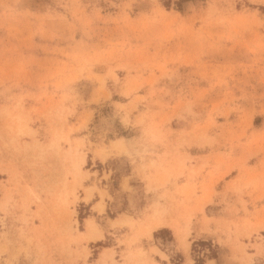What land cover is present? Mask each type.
<instances>
[{
    "label": "rangeland",
    "instance_id": "374dc122",
    "mask_svg": "<svg viewBox=\"0 0 264 264\" xmlns=\"http://www.w3.org/2000/svg\"><path fill=\"white\" fill-rule=\"evenodd\" d=\"M207 203L251 264L264 0H0V264H171L139 240L155 221L203 264Z\"/></svg>",
    "mask_w": 264,
    "mask_h": 264
},
{
    "label": "crops",
    "instance_id": "0c3cea01",
    "mask_svg": "<svg viewBox=\"0 0 264 264\" xmlns=\"http://www.w3.org/2000/svg\"><path fill=\"white\" fill-rule=\"evenodd\" d=\"M130 182H128L129 184ZM162 190L159 189V192ZM110 193V192H109ZM110 195H112L110 193ZM94 199V200H93ZM90 205L89 210L92 209V207L99 201V196L98 193H93V196L89 199ZM88 201V202H89ZM161 201V200H160ZM86 202V203H88ZM105 202V207H107V204L109 202L108 199L104 198ZM217 204V203H216ZM210 203L205 204L204 210H205V217L208 219L206 223L202 222L201 218H199V221L192 225L189 238L188 240L190 241L189 244V250L191 248V245L193 241L195 240H211L213 243L217 246V251H216V256L214 257H209L206 256L203 260V264H206L209 260L212 261L211 264H243L241 261H239L237 258L234 257V255H237L236 253L238 251H233V246L237 242H243V243H248L247 238L237 236L235 238V233L233 232V225L227 223L224 219L225 216H222L220 214V211L217 210H210L211 212H206V208L210 206ZM220 205V204H218ZM218 207V206H217ZM159 224V221H155V226L156 227H150L149 228V235L152 238L151 241L148 240L146 237H141L139 240L142 243L145 251H149L150 248L156 247L160 251L164 252L165 255L167 256V260L171 264H176L171 262L170 258L172 255H178L179 253L181 254L183 258V262L181 264H185L186 262V255L183 251L179 250L177 248V243L175 238H168L170 235H166L165 232H169L171 230V234L173 236V231L164 222H161L158 226L156 225ZM194 223V222H193ZM151 224V223H149ZM229 227V230H228ZM264 230V229H263ZM229 231V232H228ZM263 237V242H264V235L260 234ZM149 237V236H147ZM253 237V238H252ZM252 237L249 238L250 244L246 248V252L248 254H253V260L251 264H262L264 263V244L260 239H254V234H252ZM146 238V239H145ZM254 243H259V247H254ZM263 246V247H261ZM162 247V248H161ZM258 248H260V251H257ZM259 252V253H258ZM172 254V255H171ZM258 254V255H257ZM190 256V252H189ZM181 258V259H182ZM159 259H156L158 261ZM194 261V260H192ZM157 264V263H153ZM163 264H167L166 260H163Z\"/></svg>",
    "mask_w": 264,
    "mask_h": 264
},
{
    "label": "built area",
    "instance_id": "2783aa9c",
    "mask_svg": "<svg viewBox=\"0 0 264 264\" xmlns=\"http://www.w3.org/2000/svg\"><path fill=\"white\" fill-rule=\"evenodd\" d=\"M212 245L213 244H211V245H205L204 247H202L200 245H196L197 250H196L195 253H196L197 257L202 256L204 251L210 250V246L212 247Z\"/></svg>",
    "mask_w": 264,
    "mask_h": 264
},
{
    "label": "bare ground",
    "instance_id": "6f19581e",
    "mask_svg": "<svg viewBox=\"0 0 264 264\" xmlns=\"http://www.w3.org/2000/svg\"><path fill=\"white\" fill-rule=\"evenodd\" d=\"M75 166H76V164H75ZM74 166V167H75ZM157 223L158 222H156V225H157ZM88 227H89V231H95V229H96V226H95V224L92 222V221H90L89 223H88ZM146 231H148V226L146 227ZM183 245L186 247L187 246V244H185L184 242H183ZM188 248V247H187Z\"/></svg>",
    "mask_w": 264,
    "mask_h": 264
},
{
    "label": "trees",
    "instance_id": "16d2710c",
    "mask_svg": "<svg viewBox=\"0 0 264 264\" xmlns=\"http://www.w3.org/2000/svg\"><path fill=\"white\" fill-rule=\"evenodd\" d=\"M203 243H201V245H202ZM198 261V260H197Z\"/></svg>",
    "mask_w": 264,
    "mask_h": 264
}]
</instances>
